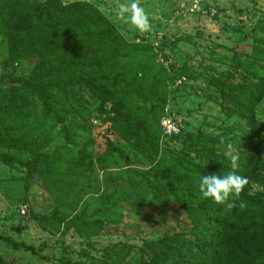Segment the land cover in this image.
Listing matches in <instances>:
<instances>
[{"label": "rangeland", "instance_id": "rangeland-1", "mask_svg": "<svg viewBox=\"0 0 264 264\" xmlns=\"http://www.w3.org/2000/svg\"><path fill=\"white\" fill-rule=\"evenodd\" d=\"M79 1L98 7L131 43L156 45L165 39L167 58L156 52L136 85L149 87L161 66L186 69L167 82L164 108L169 106L179 115L187 133L218 139L239 120L222 110L227 100L223 102L225 95L213 82L232 69L240 50L253 45L254 28L264 17V0H201L193 11L192 0H62L64 4ZM133 3L147 16V30L131 22ZM179 37L191 40L178 41ZM8 55L7 37L0 32V77L26 76L33 70L34 60L12 63ZM183 74L187 79L176 84L177 75ZM70 89L77 97L70 92L53 93L50 112L39 99H29L35 121L25 133L40 141L39 154L59 160L41 166L47 176L43 179L38 170L31 172L25 165L10 167L0 162V236L41 248L40 253L51 260L16 251L1 238L0 257L10 264H154L145 243L172 234L181 221L174 213L175 195L169 189L162 192V187L176 185L180 194L191 186L183 179L182 183L174 181L175 173L188 175L191 165H204L196 150L205 153L206 149L162 135L159 146L120 138L115 144L129 156L127 163L118 153L109 155L105 150L99 101L85 87ZM254 117L264 122V98L256 105ZM0 150L25 161L35 160L31 151ZM252 189L264 193V187L254 184ZM97 220L102 222L99 229L86 225Z\"/></svg>", "mask_w": 264, "mask_h": 264}, {"label": "trees", "instance_id": "trees-1", "mask_svg": "<svg viewBox=\"0 0 264 264\" xmlns=\"http://www.w3.org/2000/svg\"><path fill=\"white\" fill-rule=\"evenodd\" d=\"M254 30L250 49L240 50L232 69L213 82L225 95L223 102L227 100L221 104L222 110L229 116L240 117L239 120L218 139L195 136L184 127L179 134L166 138L200 145L206 152L196 151L206 163L191 165L188 175L175 173L174 181L183 179L191 185L182 193L178 194L176 185L169 184L168 188L163 185L162 192L169 189L175 195L174 213L181 221L172 234L145 243L154 264H264V193L252 189L254 184L264 187V174H259L264 169V122L259 123L254 117L256 105L264 98V17ZM0 32L7 37L12 63L34 60V68L28 75L0 77V147L31 151L35 157L34 161H25L15 153L0 150L1 163L10 167L25 165L31 172L38 170L44 179L47 174L41 166L59 160L39 154L36 147L41 145L40 141L29 139L25 133V128L35 121L28 108L29 99H39L50 112L53 93L76 95L70 87L78 86L87 88L100 103L105 150L109 155L116 152L129 163L127 153L115 144L120 138L131 143L137 139L144 146L151 143L159 146L162 130L161 124L160 129L157 126L166 112L167 82L174 73L186 69L161 66L149 87L136 85V81L153 62L156 52L167 58L165 39L157 45L131 43L95 5L80 1L64 4L62 0H0ZM177 40L189 41L191 37ZM182 76L187 79L183 74L177 75V80ZM106 105L109 107L105 108ZM221 137L238 148L237 169H231L224 157ZM221 171L247 176L248 184L238 197L230 196L228 201L217 204L200 196L198 177L200 172L206 175ZM51 184L57 186L56 181ZM241 201L245 204L243 208L238 206ZM55 214L56 211L57 220ZM86 225L99 229L102 222ZM0 238L16 251L25 250L51 260L40 253L41 248L9 236ZM0 264L10 263L0 257Z\"/></svg>", "mask_w": 264, "mask_h": 264}, {"label": "clouds", "instance_id": "clouds-1", "mask_svg": "<svg viewBox=\"0 0 264 264\" xmlns=\"http://www.w3.org/2000/svg\"><path fill=\"white\" fill-rule=\"evenodd\" d=\"M130 7L134 10L133 15L130 17L131 22L137 25L141 30H147L150 25L143 10L138 8L135 3ZM220 144L223 146V155L231 169H237L239 167L238 161L240 158L237 150L238 148L234 147L231 142H225L223 137L220 139ZM247 184L248 177L238 174L235 171H221L219 173L206 175L200 172L198 177V191L200 196L205 199L210 198L217 204L228 201L230 196L238 197ZM238 206L243 208L245 204L241 201Z\"/></svg>", "mask_w": 264, "mask_h": 264}, {"label": "built area", "instance_id": "built-area-1", "mask_svg": "<svg viewBox=\"0 0 264 264\" xmlns=\"http://www.w3.org/2000/svg\"><path fill=\"white\" fill-rule=\"evenodd\" d=\"M201 0H192L191 6L192 11L197 9L200 6ZM157 45V44H156ZM186 80V77L183 76L179 80L176 81V84H181L183 81ZM169 107H166L165 114L161 117V130H162V137L164 139L170 138L172 136H175L179 134L183 128V122L182 119L178 116H175L169 112ZM21 211L23 214L26 213V206H23L21 208Z\"/></svg>", "mask_w": 264, "mask_h": 264}]
</instances>
